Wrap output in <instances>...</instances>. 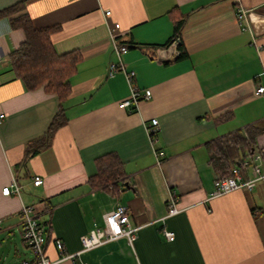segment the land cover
<instances>
[{
    "label": "crops",
    "instance_id": "crops-1",
    "mask_svg": "<svg viewBox=\"0 0 264 264\" xmlns=\"http://www.w3.org/2000/svg\"><path fill=\"white\" fill-rule=\"evenodd\" d=\"M19 1L0 0V10ZM239 7L246 10L242 20ZM21 13L35 27L57 26L55 51L76 49L81 61L63 104L65 124L48 147L23 162L26 144L44 134L59 99L41 87L26 89L15 77L8 54L24 32L0 18V264L33 260L19 216L21 205L32 203L44 225L45 254L56 264H264V177L252 189L213 197L219 173L206 147L235 131L251 134V154L262 150L264 175V95L255 93L264 86V0H26ZM177 14L184 16L178 38L187 53L180 60L178 48L168 46L172 41L163 46ZM114 23L120 40L137 46L128 47L123 66L109 74L119 59L109 35ZM128 71L141 92H151L131 110L118 105L130 95ZM153 118L158 131L152 139L147 126ZM107 153L119 158L128 186L119 181L104 190L88 183L95 159ZM250 158L238 151L229 166L250 177L254 163L244 165ZM35 176L40 185L33 184ZM13 178L19 195L3 194ZM172 190L179 212L165 216ZM117 203L128 208L136 228L131 243L118 238L60 258L55 239L65 255L78 253L80 237L102 227Z\"/></svg>",
    "mask_w": 264,
    "mask_h": 264
},
{
    "label": "trees",
    "instance_id": "trees-1",
    "mask_svg": "<svg viewBox=\"0 0 264 264\" xmlns=\"http://www.w3.org/2000/svg\"><path fill=\"white\" fill-rule=\"evenodd\" d=\"M25 1H19L0 10V18H9L13 29H22L24 32L23 41L8 54L10 67L15 77L23 81L26 89L33 90L41 87L47 93L56 94L59 106L44 134L26 144L23 162L40 149L48 147L55 131L65 124L63 104L71 92V78L81 61V53L76 49L62 54L55 51L51 35L58 27H35L29 16L21 13L24 10ZM172 21L173 35L163 46L179 36L184 24V16L177 14L172 17ZM121 43L128 47L137 46L132 41H121ZM177 48L179 53L175 60L186 58L187 53L182 44H178ZM228 115L230 116V113L223 114L219 119L226 118ZM253 140L251 134L246 138L240 131H235L207 143L209 163L219 173V177L231 174L232 170L229 165L235 162L238 151L244 153L245 156L251 155ZM256 150L262 153L261 149ZM239 162L241 164V161ZM95 168V174L88 178L91 187L110 190V187L117 186L119 181L129 185L116 154L107 153L97 157Z\"/></svg>",
    "mask_w": 264,
    "mask_h": 264
},
{
    "label": "built area",
    "instance_id": "built-area-1",
    "mask_svg": "<svg viewBox=\"0 0 264 264\" xmlns=\"http://www.w3.org/2000/svg\"><path fill=\"white\" fill-rule=\"evenodd\" d=\"M110 11L105 10V15H109ZM237 18L242 20L246 16V10L242 7L237 8L236 11ZM119 23H114L112 28L109 29V35L113 42V52L117 55L118 63L111 62L109 64L108 72L112 74L116 69L121 68L123 65L120 60V56L123 52L128 49V46L124 43H121V40L117 34V30L119 29ZM179 44V38L176 37L172 40L171 44L168 46H174L177 48ZM253 44L255 47L260 50L263 47V44L257 43L254 40ZM167 50V48H166ZM177 54V51H174ZM133 71H128L126 73V79L130 88V95L128 98L120 101L118 104L121 108H130L134 109L137 107V103L139 99H149L151 92L149 89H144L143 92L140 91L139 87H137L133 83ZM255 93L257 95H264V86H257ZM3 118V115L0 114V119ZM147 131L151 135L153 139V134L158 131V120L153 118L149 126H147ZM157 155L161 156L162 151H157ZM261 154L258 151L252 152L251 158L248 161L244 162V165L248 166L252 162V175L250 177H244L239 168L233 167L231 174L226 177H216L214 179V189L211 193L213 197L219 196L221 194L228 193L233 190L238 189H252L255 185V182L260 178L264 177L260 172L259 162H261ZM34 185H40L42 183V178L39 176H35L32 179ZM113 187H110L112 190ZM21 191V185L13 178L11 184L9 186H5L2 188V193L5 195L16 194L19 195ZM179 210L176 207V199H175V191L172 190L170 193V198L167 203V211L165 216H170L178 213ZM38 210L37 205L32 204H22L19 210V216L22 223V236L30 249L33 260L31 262L27 260H18L13 264H56L55 261L50 260L45 254V242L46 236L45 231L41 222L37 217ZM135 230L136 228L132 226L129 218L128 208L120 203H117L113 209L106 212L103 215V226L95 227L91 229L87 234L82 235L80 237V241L82 244V250L76 254L65 255L63 250L62 242L59 239L54 240V244L61 254L60 258L64 259L70 258L74 259L75 256H79L83 251L92 249L96 246H99L105 242L112 241L118 238L125 239L128 243H131L135 238ZM165 237L168 240L174 239V233L171 231L164 230L163 231ZM79 264H87L85 261H80Z\"/></svg>",
    "mask_w": 264,
    "mask_h": 264
}]
</instances>
